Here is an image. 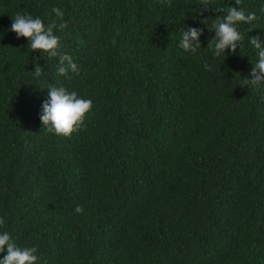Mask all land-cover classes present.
Here are the masks:
<instances>
[{
	"label": "trees",
	"instance_id": "trees-1",
	"mask_svg": "<svg viewBox=\"0 0 264 264\" xmlns=\"http://www.w3.org/2000/svg\"><path fill=\"white\" fill-rule=\"evenodd\" d=\"M201 2L0 0V231L41 264H264V86L245 83L264 0ZM229 6L257 20L214 57ZM25 9L64 25L77 71L9 30ZM187 27L203 29L194 54ZM48 86L92 100L70 136L42 125Z\"/></svg>",
	"mask_w": 264,
	"mask_h": 264
},
{
	"label": "clouds",
	"instance_id": "clouds-1",
	"mask_svg": "<svg viewBox=\"0 0 264 264\" xmlns=\"http://www.w3.org/2000/svg\"><path fill=\"white\" fill-rule=\"evenodd\" d=\"M204 10L211 7V0H202ZM212 8V7H211ZM56 17H61L63 12L58 7H53ZM222 16H217L210 28L214 35L207 47L214 57L228 54V51L235 52L237 47H241L244 42V33L241 31L242 24L251 25L257 20L255 12L247 14L241 8L229 6ZM64 27L63 24L57 26L55 21L45 23L40 16H33L26 9L23 12H16L11 16L10 31L14 32L17 38H27V44L31 50L39 51L43 56L45 53L49 57H58L59 75L66 74L67 71H77V65L67 52L60 51V37L55 34L54 29ZM203 29L198 27L185 28L179 38V47L186 52L196 53L201 46L200 36ZM248 43L256 50V62L251 69V79H246V84L264 86V40L257 36H249ZM67 65V67H65ZM42 74L40 66H36L32 71L34 78H39ZM47 98L42 101L40 120L48 131L60 135L70 136L83 122L86 114L92 108V100L84 98L75 91H69L63 86H48ZM77 213L82 212L81 206L75 208ZM3 219L0 218V224ZM0 264H41V258L37 254L36 247H21L13 238L9 231H0Z\"/></svg>",
	"mask_w": 264,
	"mask_h": 264
}]
</instances>
